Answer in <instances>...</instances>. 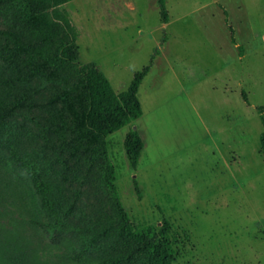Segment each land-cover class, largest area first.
I'll use <instances>...</instances> for the list:
<instances>
[{
	"label": "rangeland",
	"instance_id": "1",
	"mask_svg": "<svg viewBox=\"0 0 264 264\" xmlns=\"http://www.w3.org/2000/svg\"><path fill=\"white\" fill-rule=\"evenodd\" d=\"M19 4L0 0V140L47 171L75 246L116 255L122 204L136 223H174L180 264H264V0H167L168 21L157 0L65 3L78 65L95 62L117 92L153 59L143 114L109 135L89 127L76 67L50 63L57 44L29 37ZM131 126L146 143L138 168Z\"/></svg>",
	"mask_w": 264,
	"mask_h": 264
},
{
	"label": "trees",
	"instance_id": "2",
	"mask_svg": "<svg viewBox=\"0 0 264 264\" xmlns=\"http://www.w3.org/2000/svg\"><path fill=\"white\" fill-rule=\"evenodd\" d=\"M68 1L20 0L16 18L26 27L29 37L57 44V54L49 56L52 65L76 67L88 90L87 123L98 135H109L143 114L139 88L153 59L135 72L126 90L117 92L95 62L78 65L79 32L63 6ZM166 1L157 0L164 21L169 19ZM244 95L248 99L246 92ZM259 111L264 123V106ZM1 120L0 115V123ZM124 144L131 166L138 168L146 144L140 130L131 126ZM261 147L264 156V131ZM136 189L141 190L139 186ZM53 192L47 171L40 164L20 153L12 143L5 145L0 140V264H180L174 223L168 217L158 225L136 223L122 204L120 215L129 229L126 241L116 255L93 257L88 246H75L67 236L70 225L56 208Z\"/></svg>",
	"mask_w": 264,
	"mask_h": 264
},
{
	"label": "crops",
	"instance_id": "3",
	"mask_svg": "<svg viewBox=\"0 0 264 264\" xmlns=\"http://www.w3.org/2000/svg\"><path fill=\"white\" fill-rule=\"evenodd\" d=\"M262 40H263V42H264V33H263V36H262Z\"/></svg>",
	"mask_w": 264,
	"mask_h": 264
}]
</instances>
